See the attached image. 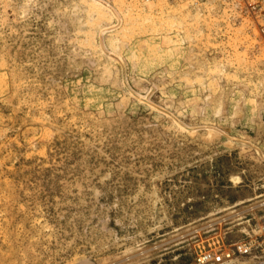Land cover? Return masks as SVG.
<instances>
[{
    "label": "rangeland",
    "instance_id": "1",
    "mask_svg": "<svg viewBox=\"0 0 264 264\" xmlns=\"http://www.w3.org/2000/svg\"><path fill=\"white\" fill-rule=\"evenodd\" d=\"M98 1L0 0V264H258L264 0Z\"/></svg>",
    "mask_w": 264,
    "mask_h": 264
},
{
    "label": "built area",
    "instance_id": "2",
    "mask_svg": "<svg viewBox=\"0 0 264 264\" xmlns=\"http://www.w3.org/2000/svg\"><path fill=\"white\" fill-rule=\"evenodd\" d=\"M261 237H262V242L257 249L258 264H264V222L261 226ZM242 249L243 251L248 253L251 250V246L249 244H245L242 245ZM212 258H214V255L211 252H205L201 256L202 261H210L212 260Z\"/></svg>",
    "mask_w": 264,
    "mask_h": 264
},
{
    "label": "bare ground",
    "instance_id": "3",
    "mask_svg": "<svg viewBox=\"0 0 264 264\" xmlns=\"http://www.w3.org/2000/svg\"><path fill=\"white\" fill-rule=\"evenodd\" d=\"M86 1H88V3H90V5H91V7H93L94 9H96V10H98V11H101V10H103V3H101V2H99L98 0H86ZM183 5V4H182ZM124 12V11H123ZM139 13V12H138ZM126 25V24H125ZM200 80V79H199ZM202 83V82H201ZM186 86V85H185ZM203 86V85H202ZM137 101H139V102H141V103H143L142 102V100L141 99H137ZM219 110V109H218ZM217 112V111H216ZM172 124V123H171ZM176 126L178 127V128H181L182 129V126H180L178 123H176ZM256 208V207H255ZM257 209H258V207H257Z\"/></svg>",
    "mask_w": 264,
    "mask_h": 264
}]
</instances>
